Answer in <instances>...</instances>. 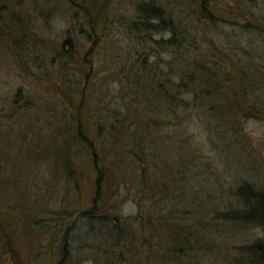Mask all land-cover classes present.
<instances>
[{
  "label": "trees",
  "instance_id": "16d2710c",
  "mask_svg": "<svg viewBox=\"0 0 264 264\" xmlns=\"http://www.w3.org/2000/svg\"><path fill=\"white\" fill-rule=\"evenodd\" d=\"M115 2L79 4L87 28L79 27L60 48L47 52L43 46V55L35 52L38 44L30 42L24 27L10 17L11 28L0 11V24L7 29L24 70L30 71L31 56L57 66L46 76L33 78L61 105L59 114L68 129L58 138L63 175L78 190L79 177L84 173L91 177L82 191L77 218L62 236L56 264H69L78 224L89 227L92 234L99 226L106 229L102 246L111 261L103 260L105 264H212L213 253L207 246L212 242V224L198 223L197 233L184 231L188 227L180 223L183 218L167 210L175 174L159 166L161 144L155 136L167 125L185 124L188 131L199 120L226 136L237 130L243 118L264 119V52H235L241 48L238 29L264 37L261 18L252 8L255 1L134 0L120 17ZM114 25L129 46L126 59L116 53L110 59L113 68L121 70L115 72L120 90L101 115L102 101L92 87L98 57ZM126 142L129 147L121 152ZM120 154L129 155L123 159L128 164L123 165ZM82 166H87L86 171ZM122 191L134 200L136 215L124 218L112 212ZM236 195L242 207L224 213V223L264 228V192L244 183L236 188ZM0 227H5L2 222ZM7 231L0 230L1 255L14 253V242L23 241L9 237ZM25 235L27 243L28 231ZM230 255L226 264H264V238L237 246Z\"/></svg>",
  "mask_w": 264,
  "mask_h": 264
},
{
  "label": "rangeland",
  "instance_id": "374dc122",
  "mask_svg": "<svg viewBox=\"0 0 264 264\" xmlns=\"http://www.w3.org/2000/svg\"><path fill=\"white\" fill-rule=\"evenodd\" d=\"M132 1L114 0L118 17L132 8ZM251 1H255L253 11L260 16L264 27V0ZM84 2L0 0V11L3 21L10 27V17L24 27L30 42L38 44L35 52L43 55V46L47 52L60 48L79 27L87 28L82 20L83 14L79 12V4ZM236 35L241 46L236 53L241 54L247 49L264 52V37L257 33H243L240 29ZM128 42L121 29L114 25L108 44H104L102 53L98 54L97 78L92 90L102 101L98 110L101 115L107 110L106 105L118 98L120 90L115 72L121 70L113 68L110 59L115 53L126 59ZM14 50L7 29L0 24V222L5 226L0 230L7 229L9 237L23 239L14 242V253L0 254V264H56L62 236L71 221L77 218L82 191L91 177L86 173L79 177L78 190L75 182L69 183L62 173L65 165L62 164V144L58 143V138L68 129L59 114L61 105L54 93L45 91L33 78L42 74L46 76L57 66L48 60L33 57L34 60L30 55L28 72L22 68L21 59ZM103 80L104 84L100 85ZM186 130L185 124L167 125L159 128V137L155 136L161 144H158V152L156 150L159 166L175 174L176 184L173 183L175 188L166 201L167 210L173 209L176 211L173 215L183 218L180 223L188 227L184 231L197 233L198 223H211L214 233L207 246L213 253L212 264H226L235 247L264 238V228H234L224 223L223 216L231 209L242 207L236 195L239 185L251 184L264 192V119L243 118L237 130L235 128L226 136L219 130L212 132L213 129L200 120ZM127 143H123L121 152L129 147ZM128 156L120 154L121 162ZM125 163L128 164L124 161L123 165ZM81 168L86 171L87 166ZM121 193V200L112 206V212L124 218L136 215L138 208L134 200L126 191ZM88 228L78 224L73 231L69 264L111 261L110 255L103 250L106 247L102 246L106 229L99 226L92 234L88 233ZM26 231L27 243L24 242ZM217 232L219 234H215ZM2 250L0 242V252Z\"/></svg>",
  "mask_w": 264,
  "mask_h": 264
},
{
  "label": "bare ground",
  "instance_id": "6f19581e",
  "mask_svg": "<svg viewBox=\"0 0 264 264\" xmlns=\"http://www.w3.org/2000/svg\"><path fill=\"white\" fill-rule=\"evenodd\" d=\"M92 95H94V93H92Z\"/></svg>",
  "mask_w": 264,
  "mask_h": 264
}]
</instances>
